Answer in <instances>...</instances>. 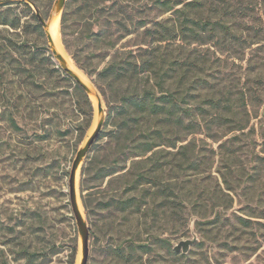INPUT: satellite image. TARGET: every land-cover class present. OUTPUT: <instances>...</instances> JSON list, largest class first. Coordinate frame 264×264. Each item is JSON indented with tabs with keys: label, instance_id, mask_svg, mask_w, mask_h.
Instances as JSON below:
<instances>
[{
	"label": "rangeland",
	"instance_id": "rangeland-1",
	"mask_svg": "<svg viewBox=\"0 0 264 264\" xmlns=\"http://www.w3.org/2000/svg\"><path fill=\"white\" fill-rule=\"evenodd\" d=\"M22 1L0 0L7 2L0 6V15L22 18L18 29L0 25V264H79L81 237L68 180L76 153L94 125L96 107L91 91L89 95L81 87L92 105L90 119L83 113L89 108L75 87L78 83L55 58L44 26L38 27ZM25 1L47 20L56 0H39L40 7ZM158 1H107L111 39L119 35L116 22L129 15L145 19L149 27L178 25L181 17L176 10L191 0H171L175 4L171 10ZM213 1L214 10L204 19L220 22L221 29H230L237 37L224 36L221 29L211 31L210 25L198 41L191 37L151 45L166 48L169 59H180L184 65L206 59L207 64L198 63L205 74L191 77L195 83L190 93H196L200 84L223 80L233 99L244 94L234 107L236 117L228 114L243 128L232 127L233 123L207 126L200 118L201 127L194 132L165 131L164 144L155 149H163V160L171 165L162 183L170 189V208L158 200L151 204L155 215L149 216L104 207L115 194H130L128 177L108 185V178L94 179V170L82 175L84 165L94 169L111 151L104 148L112 119L107 122L108 106L96 75L117 51L136 50L138 38L132 33L109 48L110 38L90 35L97 22L92 19L88 25L75 12L67 46L61 27L64 10L61 13L63 47L101 96V132L108 134L91 147L78 181L90 229L88 264H264V0ZM201 97L191 99L188 106L194 103L197 111L198 106L206 107ZM131 165L132 159L126 163L127 168ZM140 166L135 164L134 171ZM187 239H194L189 250L176 252L175 245ZM117 249L131 250L132 258L126 262Z\"/></svg>",
	"mask_w": 264,
	"mask_h": 264
},
{
	"label": "trees",
	"instance_id": "trees-1",
	"mask_svg": "<svg viewBox=\"0 0 264 264\" xmlns=\"http://www.w3.org/2000/svg\"><path fill=\"white\" fill-rule=\"evenodd\" d=\"M31 1L40 7L39 0ZM107 1L109 0H67L61 20L67 46L66 35L69 34L70 22L75 12L79 19L88 25L94 21L97 22V30L91 31L90 28V35L104 41L110 38L106 42L109 48H113L118 39L132 33H135L138 38L136 50L117 51L96 75L95 82L108 106L107 122L109 123L112 119L113 128L108 133L110 134L109 140L104 148L111 151L109 154H105L104 159L94 169L92 166L84 165L82 175H88V170H94V179L105 180L108 178V185H112L120 178L128 177L127 189L130 194L125 195L124 192L115 194L104 203V207H113L127 214L155 215L151 204H156L158 200L164 201V207L170 208L168 205L170 189L167 184L163 187L162 183L171 165L163 160V149H155L164 144L166 138L164 132L182 129L194 132L201 127L200 118L207 123V126L218 125L224 128L233 123L232 127L236 126L241 129L243 125L237 123L236 119L234 120L228 114L231 113L233 117H236L234 107L238 105V101H243L245 97L242 93L235 99L229 96V91L223 84V80L217 84L210 82L209 86L200 84L199 88H196V93H190L192 92L191 86L195 83L194 81L191 83V77L197 75L198 72H206L205 69L198 67L200 62L207 64L205 63L206 59H196L192 64L184 65L180 59L175 58L174 61L169 59L171 54H167L166 48L162 50V46L151 45L157 41L170 43L180 38L191 37L198 41L204 36L203 31L207 30L208 26L211 25V31L221 29L222 25L218 26L221 24L220 22H212L210 17L204 19L209 11L214 10L213 0L186 2L183 7L176 10L181 17L178 25L157 23L154 27H149L143 18L136 19L133 15H129L128 18L122 17L120 21L116 22L118 24L116 31L119 33L116 40L111 39L114 32L112 31L113 24L109 20L110 16L106 15V9L110 7L106 3ZM22 2L29 13L37 19L38 27L42 29L36 12L25 0ZM158 2L160 5L166 6L167 10H171L175 6L171 0ZM4 4L7 2L0 3V6ZM75 4L77 7L73 11ZM92 19L94 21L90 22ZM21 20V16L17 14L11 20L5 15H0V25H10L14 29L21 26ZM142 28L144 29L141 30ZM221 32L224 36L237 37L227 28L221 29ZM74 59L80 63V59L76 55H74ZM88 74L92 75V72H88ZM220 84L223 85L218 87ZM75 87L84 98L85 103L88 104V111L83 110V113L89 115L90 119L92 105L89 97L79 84H76ZM200 96H202L200 102L202 100L206 107L198 106L197 108L201 109L197 111L194 103L192 107L188 106L191 99L195 100ZM12 124L16 126L13 120ZM108 134L102 131L99 138H104ZM136 157L141 159L136 161ZM130 159H132L133 166L127 168L126 163ZM135 164L141 165L137 171H134L133 168ZM123 170L125 171L120 173ZM83 203L88 211L89 206L84 196ZM241 220L244 224L249 223L247 219L242 218ZM117 250H119L118 253L116 252L118 257L125 259L126 262L132 258L131 250L128 253L120 251V249Z\"/></svg>",
	"mask_w": 264,
	"mask_h": 264
},
{
	"label": "water",
	"instance_id": "water-1",
	"mask_svg": "<svg viewBox=\"0 0 264 264\" xmlns=\"http://www.w3.org/2000/svg\"><path fill=\"white\" fill-rule=\"evenodd\" d=\"M66 2H67V0H56L53 7H52L50 16L47 20H45L43 18L39 9L35 8L36 14H37L40 22L42 23V25L44 26V28L46 30L49 42H51V38H50V35L47 31L48 20H50L53 17V15L56 13L57 10H61V13H62V11L65 8ZM52 50H53V53L55 55V58L62 65L64 70L69 75H71L75 79V81L89 94V91H88L86 85L78 77H76L72 73V71L69 69V67L63 65L60 62L63 59L62 54L59 53L53 46H52ZM100 99L101 100H100L99 105H98V110H99V112L103 113V117L99 121L95 130L87 137V139L85 140L83 145L77 151L76 156L72 162V166H71L70 174H69V180H68L69 201H70L72 213L75 217L76 224H77V227H78V230L80 233V237H81L82 254H83L81 264H88L89 254H90V246H89L90 229H89L85 214H83L80 211L79 206L77 204V190H76V185H75L76 184L75 183L76 182V172H77V169L79 168V176H80L82 163H83L85 157L87 156L88 152L90 151L91 147L94 145L96 140L99 138L103 124H104V105H103V101H102L101 96H100ZM193 242H194V239L182 240L177 245H175L174 250L176 252H180V251L187 252L189 250L190 245Z\"/></svg>",
	"mask_w": 264,
	"mask_h": 264
},
{
	"label": "bare ground",
	"instance_id": "bare-ground-1",
	"mask_svg": "<svg viewBox=\"0 0 264 264\" xmlns=\"http://www.w3.org/2000/svg\"><path fill=\"white\" fill-rule=\"evenodd\" d=\"M60 16H61V10H57L56 13L53 15V17L50 20H48L47 31H48L50 38H51L50 43L59 53L62 54L63 59L60 62L63 65L69 67V69L72 71V73L76 77H78L86 85L87 89H89L91 91V97H92V100H93L95 107H96V116H95L94 125L91 129V132H90V134H91L95 130L99 121L103 117V113L99 112V110H98V105H99L100 99H99V96H98L97 92L95 91V89L92 85L93 83H91V81L88 79V77L73 63V61L71 60L69 55L66 53V51L63 47V44L61 41V35H60ZM78 181H79V168L77 169V172H76V182H75L76 183L75 184L76 190H77V204L79 206L80 211L84 214V212H83L84 209L82 207L81 201L79 199V194H78ZM82 257H83V254H82V244H81V254L79 257V261H78L79 264H81Z\"/></svg>",
	"mask_w": 264,
	"mask_h": 264
}]
</instances>
